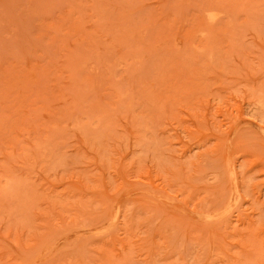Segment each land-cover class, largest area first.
I'll list each match as a JSON object with an SVG mask.
<instances>
[{"label": "rangeland", "instance_id": "obj_1", "mask_svg": "<svg viewBox=\"0 0 264 264\" xmlns=\"http://www.w3.org/2000/svg\"><path fill=\"white\" fill-rule=\"evenodd\" d=\"M0 264H264V0H0Z\"/></svg>", "mask_w": 264, "mask_h": 264}]
</instances>
